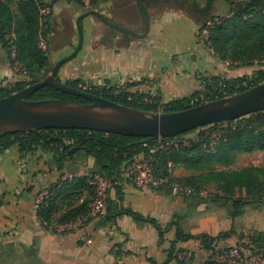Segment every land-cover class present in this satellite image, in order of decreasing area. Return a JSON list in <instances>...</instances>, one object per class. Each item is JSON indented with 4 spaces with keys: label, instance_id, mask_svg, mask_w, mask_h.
Returning a JSON list of instances; mask_svg holds the SVG:
<instances>
[{
    "label": "crops",
    "instance_id": "0c3cea01",
    "mask_svg": "<svg viewBox=\"0 0 264 264\" xmlns=\"http://www.w3.org/2000/svg\"><path fill=\"white\" fill-rule=\"evenodd\" d=\"M47 2L51 8L44 12L51 11V32L45 46L51 66L72 52L77 42L76 17L89 8L134 32L143 30L135 0H102L92 7L65 0ZM143 7L150 27L142 38L117 32L92 15L84 17L81 49L59 67L56 78L63 83L79 80L99 88L111 87L164 105L202 89V78L229 71L227 62L204 47L198 36L199 23L188 11L160 7L148 0L143 1ZM25 80L16 65L10 67L0 47V84ZM57 158L58 153L44 146L20 152L12 145L0 153V260L10 264L19 259L33 264H150L151 258L160 264L166 259L175 228L160 237L153 225L138 224L128 215L107 219L106 208L101 217L88 214L59 226L57 230L62 233L46 228L36 215V204L47 188L59 179L100 170L95 159L82 152L66 156L61 163ZM141 158L142 154L136 157ZM191 174L175 168L172 171L174 177ZM119 177L123 199L117 205L153 217L161 225L175 220L192 235L231 232L220 241L226 244L235 243L241 234L264 233V197L250 199L232 217L235 210L230 200L139 188L123 175ZM108 198L116 200L111 187ZM175 248H183L195 258L204 250L198 240L177 241ZM168 264L177 262L172 259Z\"/></svg>",
    "mask_w": 264,
    "mask_h": 264
},
{
    "label": "trees",
    "instance_id": "16d2710c",
    "mask_svg": "<svg viewBox=\"0 0 264 264\" xmlns=\"http://www.w3.org/2000/svg\"><path fill=\"white\" fill-rule=\"evenodd\" d=\"M65 1L76 2L80 6L86 5L83 0ZM99 1L102 0H88V5L93 6ZM143 1L141 0L142 7ZM174 1L179 5L185 3L194 5L191 11L199 23L198 36L203 40L204 47L211 50L219 60L229 61L236 67L251 64L256 60H264V0H223L228 6V11L222 15L210 12L212 0H205L202 6L193 0ZM46 8H51L47 0H16L14 12L8 2L0 0V47L5 51L10 67L16 65L27 78L25 81L0 84V97L38 82L50 73L52 66L49 62L48 49L39 45L41 41L44 43L47 41L51 32L49 26L51 11L44 14ZM56 80L59 81L57 78ZM262 82H264V70H256L250 76L231 79L220 76L202 78V89L206 93L212 88H220L222 92L219 97H224L242 92ZM65 84L125 106L151 112H171L197 105L200 102L190 104L189 99L202 90L163 105L153 99L144 100L142 95L123 90L116 91L111 87L99 88L88 85V88L82 89L79 85L84 83L79 80H69ZM46 98L88 102L83 97L51 86H43L27 97L30 100ZM221 123H226L228 126L214 144L210 139L211 133L187 144L179 143L176 146L156 144L160 139L181 137L197 128L166 138L126 136L86 129L48 128L38 132L1 133L0 153L12 145H17L20 152L44 146L58 153L57 160L60 163L66 159V156L71 157L78 152L91 155L100 168L97 173L110 179L111 188L115 193V201L109 198L106 200L107 219L128 215L138 224L153 225L160 237L164 232L175 228V237L170 243L168 255L160 264H168L172 259H175L177 264H224L214 257L207 258L203 262H195L191 253L188 255L187 250L175 248V244L177 241L198 240L202 248L213 253L215 242L227 239L231 232L219 233L216 236L187 234L175 220L161 225L153 217L117 205V201L123 199L122 186L119 183L121 169L132 163L139 154L154 166L156 175L167 177L169 182L182 181L190 186L193 190L191 196L202 195L203 187L212 184L221 198L231 201L232 209L235 210L232 217L254 194L256 199H259V195H264V166L246 165L238 169H225L216 167L214 163L227 166L235 161L239 153L264 151V110L249 114L245 120L237 118L212 125ZM175 167H183L195 173L174 177L172 171ZM92 174L65 177L47 188L46 196H42L36 211L38 219L46 228L54 233H62V230H57L59 226L73 223L88 215L93 198V186L89 183ZM240 190L246 193L243 199L235 198V192ZM160 191L170 193L167 189ZM246 239L254 243L252 248L254 253H260L261 258L264 259V233L254 231ZM148 261L150 264H157L151 258H148Z\"/></svg>",
    "mask_w": 264,
    "mask_h": 264
},
{
    "label": "water",
    "instance_id": "95a60500",
    "mask_svg": "<svg viewBox=\"0 0 264 264\" xmlns=\"http://www.w3.org/2000/svg\"><path fill=\"white\" fill-rule=\"evenodd\" d=\"M135 7L142 22L141 33L118 25L95 9L83 11L76 17L77 42L71 53L56 61L42 80L29 84L9 95L0 97V134L38 132L42 129H86L126 136L166 138L216 122L234 120L264 110V82L242 92L216 98L192 107L171 111L151 112L125 106L102 96L73 88L57 81L61 65L73 59L81 49L83 28L81 20L92 15L111 29L137 38L144 37L150 21L141 0ZM43 86L83 97L88 102L54 98L30 100L27 97Z\"/></svg>",
    "mask_w": 264,
    "mask_h": 264
},
{
    "label": "rangeland",
    "instance_id": "374dc122",
    "mask_svg": "<svg viewBox=\"0 0 264 264\" xmlns=\"http://www.w3.org/2000/svg\"><path fill=\"white\" fill-rule=\"evenodd\" d=\"M10 5L11 9L15 12L16 11V0H5ZM194 2H198V0H193ZM202 1L203 4L205 3V0H199ZM88 7H92L88 5V1H83ZM148 2H151L153 4H157L160 7L164 8H180L183 10L188 11L190 14H192L191 9L193 8V4L191 3H185L183 5H179L174 0H148ZM212 7L210 9V12L213 14H226L228 11V6L225 4L223 0H212ZM88 9V8H87ZM90 9V8H89ZM48 12H44V14H47ZM227 62L226 68L229 70L226 71L221 78L225 79H231L236 78L239 76H250L253 72L256 70H264V60H256L248 65H241V66H234L233 63L229 61ZM17 71V69H14ZM49 74V73H48ZM40 76V75H38ZM249 115L240 117V119L245 120L248 118ZM228 126L226 123H221L218 125H212L206 127H199L193 132L187 133L182 135L181 137H175L172 139H165V140H158L156 144H159L160 146H166L168 144L176 146L179 143L187 144L188 142L192 140H196L197 138H200L201 136H205V134L211 133L210 139L212 140V144H214V141L219 138L222 131L225 130V128ZM214 165L218 168H225V169H238L240 167L246 166V165H255V166H264V151H254L250 153H239L237 154L235 161L227 166H223L217 162L214 163ZM94 167V166H93ZM180 169V172H186V173H195L191 170H185L181 167H175V170ZM94 174V172H92ZM194 197L199 198H207L209 200H216L219 199L220 196L218 195V190L212 185V184H206L203 187L202 195H193ZM246 197V193L244 190L236 191L235 192V198L243 199ZM264 197V195L260 196L259 198ZM250 199H256L255 194ZM252 233H248L246 235L241 234L239 240L235 241V243H223V242H215L213 247H215L214 252H210L204 248L203 251L199 253V256L195 258L193 256V260L195 262H203L204 259L214 257L218 258L219 260L223 261L224 264H264V259L261 258V254L254 253L253 247L254 243L251 242L249 239H246V237L250 236ZM242 244H246L243 246ZM232 249H237V253L235 256L230 255L229 252ZM229 252H228V251ZM205 251V252H204ZM206 254V255H205ZM189 255V254H188ZM196 259V260H195ZM16 264H33L30 260H13ZM0 264H10L9 261H6L5 259L0 260Z\"/></svg>",
    "mask_w": 264,
    "mask_h": 264
},
{
    "label": "built area",
    "instance_id": "2783aa9c",
    "mask_svg": "<svg viewBox=\"0 0 264 264\" xmlns=\"http://www.w3.org/2000/svg\"><path fill=\"white\" fill-rule=\"evenodd\" d=\"M88 1V0H83ZM41 48L45 47L44 41L39 43ZM82 89L88 88L87 84L79 85ZM221 89H210L205 93L202 89L200 92L195 94L189 99L190 104H195L196 102H207L211 98H220ZM199 103V104H200ZM168 145V143H166ZM120 175L124 176L125 179L135 187L143 188L147 187L154 190H169L171 194L180 196H189L193 194V190L190 186L182 181L169 182L168 178L165 176H159L155 174L154 166L146 159H134L132 163L125 165L120 172ZM69 176L67 178H71ZM89 183L93 186V198L90 203L89 215L92 217H101L104 214L106 208V200L108 198V192L111 187V181H109L104 175L99 173H94L91 176ZM43 196H46V192ZM41 201V200H40ZM37 202L36 207L38 208ZM189 254V253H188ZM230 255H236L237 250L232 249L229 252Z\"/></svg>",
    "mask_w": 264,
    "mask_h": 264
}]
</instances>
